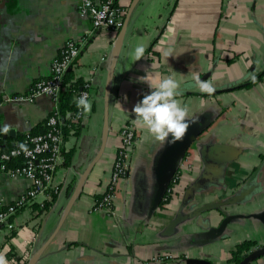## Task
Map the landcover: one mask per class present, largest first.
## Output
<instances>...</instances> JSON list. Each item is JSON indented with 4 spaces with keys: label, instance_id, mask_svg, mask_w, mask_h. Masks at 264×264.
I'll use <instances>...</instances> for the list:
<instances>
[{
    "label": "crops",
    "instance_id": "0c3cea01",
    "mask_svg": "<svg viewBox=\"0 0 264 264\" xmlns=\"http://www.w3.org/2000/svg\"><path fill=\"white\" fill-rule=\"evenodd\" d=\"M134 1L118 0L123 21ZM120 30L110 35L95 28L80 13V0H0V99L29 93L34 82L49 77L53 59L69 39L80 45L69 71L74 80L91 83L92 94L79 132L72 130L63 141V148L74 154L70 166L55 172L59 193L51 209L41 210L47 197L39 195L12 216L17 229L11 242L10 232L0 231V256L7 264H21L10 257L11 244L28 263L52 235L100 153L106 83ZM138 45L144 47L139 59ZM146 71L153 85L167 76L178 81L176 99L188 107L186 119L201 130L186 153L182 182L169 204L159 200L156 177L168 139H156L132 111L152 90L137 79ZM196 77L214 90H203ZM56 106L47 95L32 102H5L0 108L2 137L18 146ZM126 124L138 132L129 172L119 181L113 212L95 210ZM30 187L26 177L1 173L0 207ZM209 203L224 205L194 212ZM263 213L264 0H139L112 76L104 150L60 231L33 264H145L166 253L175 258L166 264H188L192 258L233 264L240 243L254 240L257 249L264 247ZM225 215L233 220L222 235L211 237L210 230ZM250 264H264V254Z\"/></svg>",
    "mask_w": 264,
    "mask_h": 264
},
{
    "label": "built area",
    "instance_id": "2783aa9c",
    "mask_svg": "<svg viewBox=\"0 0 264 264\" xmlns=\"http://www.w3.org/2000/svg\"><path fill=\"white\" fill-rule=\"evenodd\" d=\"M80 13L87 15L95 28L112 35L120 30L123 23V11L118 0H80ZM80 54V45L73 39H69L64 44L60 54L52 61L51 74L49 77L38 79L29 93L13 95L3 100L0 99V108L5 102L21 101L32 102L37 97L47 95L54 99L57 106L54 113L47 118L48 129L45 132L31 135L27 142L28 147L15 146L8 151L0 150V174L8 173L14 177H26L31 181V187L25 195L15 202L0 207V231L6 229L7 232L16 230L17 226L12 220V216L19 208L31 203L36 197L44 194L47 200L51 199L52 192H58L59 188L55 184V172L65 160L63 148L62 126L64 119L58 111L59 98L64 88V78ZM91 83H85L80 92L75 93V99L86 93L88 100L91 99ZM84 114V107L79 105L77 112L68 113V118L74 123H78ZM0 126V137H1ZM138 141V132L132 124H126L120 130V144L117 149L115 159L108 176V185L101 198L96 200L95 210H105L113 212V201L120 179L129 172L133 151ZM25 158V164L21 167L8 168L4 162L15 157ZM185 159L181 162L179 171L175 174L164 196L165 204L172 202L177 195V188L182 182L181 172ZM175 261L171 254H159L152 257L145 264H166Z\"/></svg>",
    "mask_w": 264,
    "mask_h": 264
},
{
    "label": "water",
    "instance_id": "95a60500",
    "mask_svg": "<svg viewBox=\"0 0 264 264\" xmlns=\"http://www.w3.org/2000/svg\"><path fill=\"white\" fill-rule=\"evenodd\" d=\"M139 0H135L133 4L131 5L130 9L128 10L126 17L122 23V27L120 30V34L118 36L117 40V49L115 52V55L113 57L111 66L109 67V72H108V77H107V83H106V94L108 95V99H105V135H104V143L103 146L100 150L99 155L90 163L88 169L86 172L83 174L82 179L79 181L77 184L73 195L70 199L69 206L64 213L62 219L60 220L58 226L52 233V235L39 247V249L34 253V255L30 258L27 264H33L36 260L40 258V256L43 254V252L46 250L48 245L51 243V241L55 238V236L58 234L60 231L66 217L68 216L72 206L74 205V202L79 195L80 189L83 185L84 180L96 164V162L99 160L104 147H105V142L108 137V123H109V104H110V88H111V82H112V76L115 71L116 63L118 60V57L120 55V51L123 45L124 41V36L126 33V29L130 20V15L132 13L133 8L136 6ZM105 94V97H106ZM201 130L199 129L198 125L196 124H191L187 128L186 132L184 133L182 139L177 140L175 143H170L168 142L165 148L163 149L161 156L159 158L157 167H156V177L158 184L160 185L159 187V200L162 202L164 199V196L167 192V189L172 182L175 174L179 171L181 162L185 159L186 153L189 150V147L192 145V143L195 141L196 137L198 136L199 132ZM13 131L11 130V133ZM228 153V152H226ZM224 205V203H209L207 205H204L202 208L197 207L194 209V212L198 213L204 208H211V207H221ZM261 218L264 220V213L261 215ZM233 220V216L231 215H225L224 218L221 220L220 224L218 227L212 228L209 232L210 236L213 238H216L220 235L223 234L225 231V228L228 226V224ZM264 254V247L261 249H257L254 247L251 249L245 257L238 263V264H250L252 261H254L257 257L261 256ZM186 262L188 264H210L209 261L202 260V259H187Z\"/></svg>",
    "mask_w": 264,
    "mask_h": 264
},
{
    "label": "clouds",
    "instance_id": "9594fccd",
    "mask_svg": "<svg viewBox=\"0 0 264 264\" xmlns=\"http://www.w3.org/2000/svg\"><path fill=\"white\" fill-rule=\"evenodd\" d=\"M143 53V45H138L135 48L136 58H141ZM137 79L146 82L152 89L133 105L132 111L136 114L137 122L160 141H165L167 138L168 142L175 143L182 139L193 121L186 119L188 107L176 99L179 88L178 81L172 76H167L160 78L153 85V82L148 79L147 71L145 75ZM195 79L203 90L209 93L214 90L211 83L199 81L198 77ZM105 99H108L107 94ZM124 99H127L126 95ZM76 102L85 109L90 107L86 93L79 96ZM0 264H7V260L3 256H0Z\"/></svg>",
    "mask_w": 264,
    "mask_h": 264
},
{
    "label": "trees",
    "instance_id": "16d2710c",
    "mask_svg": "<svg viewBox=\"0 0 264 264\" xmlns=\"http://www.w3.org/2000/svg\"><path fill=\"white\" fill-rule=\"evenodd\" d=\"M84 86H85L84 82H82L80 80H74L73 73L70 72L69 70L67 71L65 78H64V88H63L62 94L59 98V105H58L59 106L58 111H59L60 115L62 116V118L64 119V125L62 126V132H63V139L64 140L72 130L75 131V133L79 132L80 124L70 121V119L68 118V113H70V112L75 113L78 111L79 105L76 102L77 100L75 99V93L80 92ZM54 112L55 111H53L51 114H53ZM47 129H48V125H47V119H46L43 123L38 124L30 133L25 134L21 138V142L18 146L19 147H28L30 145V143L27 142V139L29 136L45 132ZM14 147L15 146L9 145L6 142L5 138H3L1 135V137H0V150L1 151H8ZM73 154H74V150L66 151L64 149L65 160L61 166H65V167L70 166L72 163ZM4 163L8 168L21 167L22 165L25 164V158L19 156V157H15V158L11 159L10 161H6ZM71 185L72 184H70L69 187ZM70 188H72V186ZM58 193L59 192H52L51 199H49V200L46 199L43 202V205L41 208V210L43 212L49 211L51 209L54 202L57 200ZM101 197L102 196H97L98 199ZM166 202L167 201L163 200L162 204H165ZM15 233H16L15 230L11 231L10 235L7 237L8 242H11L12 238L16 235ZM255 245H256V241H254V240H246V241L240 243L237 246V249L232 254L231 260H232L233 264H238L245 257V255L251 249H253L255 247ZM10 246H11L10 247L11 250L9 251L10 257L14 258L15 260H17L21 264H27L26 259H24L22 256H18L17 251H15V247L12 244Z\"/></svg>",
    "mask_w": 264,
    "mask_h": 264
}]
</instances>
